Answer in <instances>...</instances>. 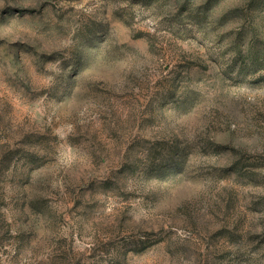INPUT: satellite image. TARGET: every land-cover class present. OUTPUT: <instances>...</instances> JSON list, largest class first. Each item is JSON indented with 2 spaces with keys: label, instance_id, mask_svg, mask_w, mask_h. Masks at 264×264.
Wrapping results in <instances>:
<instances>
[{
  "label": "rangeland",
  "instance_id": "374dc122",
  "mask_svg": "<svg viewBox=\"0 0 264 264\" xmlns=\"http://www.w3.org/2000/svg\"><path fill=\"white\" fill-rule=\"evenodd\" d=\"M0 264H264V0H0Z\"/></svg>",
  "mask_w": 264,
  "mask_h": 264
}]
</instances>
